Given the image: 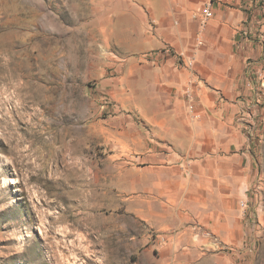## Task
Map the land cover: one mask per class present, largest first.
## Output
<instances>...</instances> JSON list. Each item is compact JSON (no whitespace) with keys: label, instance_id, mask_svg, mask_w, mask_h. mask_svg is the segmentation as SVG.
Wrapping results in <instances>:
<instances>
[{"label":"rangeland","instance_id":"rangeland-1","mask_svg":"<svg viewBox=\"0 0 264 264\" xmlns=\"http://www.w3.org/2000/svg\"><path fill=\"white\" fill-rule=\"evenodd\" d=\"M207 2L0 0V264H264L259 55L231 62L216 89L230 113L211 142L184 132L197 56L175 28H200ZM242 3L263 21L243 36L260 40L264 14ZM176 74L183 131L164 122ZM211 155L231 172L227 240L198 234Z\"/></svg>","mask_w":264,"mask_h":264},{"label":"crops","instance_id":"crops-1","mask_svg":"<svg viewBox=\"0 0 264 264\" xmlns=\"http://www.w3.org/2000/svg\"><path fill=\"white\" fill-rule=\"evenodd\" d=\"M242 1H244L246 6L250 4L251 7L258 8V10L261 9L258 6L259 2L257 0H219V3L214 7L213 17L206 26L189 28L186 31L184 28H175L179 36L182 35L184 39H187V42L196 47L197 76L195 74L191 80L190 90H187L186 93L191 104H193V98H195L198 119L192 120L189 123L187 122L184 130L186 132V129H191V131H187V134H185L191 140V144L194 142L196 145L200 143L209 144L211 138L214 136L216 126L213 123H217L215 120L219 121L223 129L225 117L230 113V110L223 104L216 105L220 97L219 91L216 89L219 87L225 88L227 85L230 79L229 66L231 62L244 60L246 55L251 54L259 55L264 62V37L260 38V40L255 37L250 40L247 36L252 28H242L250 19L248 14L242 11L244 8ZM226 3H230L235 7L230 8ZM257 15L256 13H252L249 22H263L262 20L258 21ZM250 33L252 34V30ZM243 34L247 36L244 37ZM198 38L203 40L204 43L200 41L199 45H194ZM235 49H237V54L234 53ZM174 76L179 75L176 74ZM174 78L168 81L169 93L174 94L171 96L174 103H171L167 107V118L164 122L175 121L177 124L176 129L183 131L180 123L184 122L188 116L183 105L180 104L185 99L187 79H184L182 76ZM224 108L228 111H224ZM216 113L223 115L221 119L214 117ZM168 129H174L173 124L170 123ZM200 138L203 139L202 142ZM206 154L204 159L209 160L210 153ZM211 157L217 163L216 168L199 169L200 174L209 178H215V180L211 179L210 184L199 185L200 192H204L206 195L199 197V206L195 207L196 215L199 218L198 234L208 237L206 235L211 236L217 232L222 240H227L231 239V236L234 235L230 222L226 220L228 215L227 209L223 205L226 193L229 190L226 176L230 170L220 165L224 161L221 155H211ZM213 194L215 195L214 204L210 203ZM194 231L193 229L189 230L191 234H195ZM189 232L186 231V233ZM206 245L209 246L210 243L208 242Z\"/></svg>","mask_w":264,"mask_h":264},{"label":"built area","instance_id":"built-area-1","mask_svg":"<svg viewBox=\"0 0 264 264\" xmlns=\"http://www.w3.org/2000/svg\"><path fill=\"white\" fill-rule=\"evenodd\" d=\"M257 1H262V0H257ZM214 0H209V2L206 3L202 15L200 17V21H201V25L202 26H206L208 24V22L210 21V19L213 17L214 14ZM261 8V12L264 14V2L263 4L260 6ZM262 80H263V86H264V76H262ZM190 111L194 114V108L193 105L190 106Z\"/></svg>","mask_w":264,"mask_h":264}]
</instances>
